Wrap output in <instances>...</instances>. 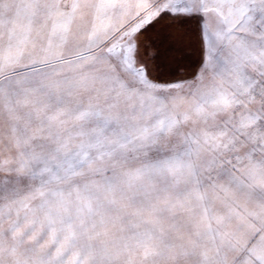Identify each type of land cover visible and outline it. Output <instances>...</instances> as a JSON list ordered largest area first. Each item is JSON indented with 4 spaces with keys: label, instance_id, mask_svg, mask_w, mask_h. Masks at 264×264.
<instances>
[{
    "label": "rangeland",
    "instance_id": "obj_1",
    "mask_svg": "<svg viewBox=\"0 0 264 264\" xmlns=\"http://www.w3.org/2000/svg\"><path fill=\"white\" fill-rule=\"evenodd\" d=\"M198 1L102 42L120 0H0L99 42L36 67L0 38V264H264V0Z\"/></svg>",
    "mask_w": 264,
    "mask_h": 264
},
{
    "label": "crops",
    "instance_id": "obj_2",
    "mask_svg": "<svg viewBox=\"0 0 264 264\" xmlns=\"http://www.w3.org/2000/svg\"><path fill=\"white\" fill-rule=\"evenodd\" d=\"M156 1L157 0H133L129 5L132 7H128L126 5V0H120V6L124 9L123 15H121V13H119V16L114 14L116 17H113L112 21L108 18L104 22V38L102 42L109 41L111 31L113 32L123 27L131 20V16L133 18L135 17L134 14H141V11L152 7ZM207 2V0H199L197 3L198 7ZM59 5L60 4L30 5L28 7L13 4L7 5V9L1 11L3 14L0 15V18H2L0 19V38L3 36L6 39L5 48L9 50V53L13 54L14 59L16 58L19 60V63L21 62L24 64L23 66L28 64L39 67L40 64H37L38 62H43L44 60L45 62H47L46 60L53 62L57 59L58 54H66V56H71L72 58L75 57V55H79V53L88 55L91 53L94 55L96 48L93 47V44L99 43L98 40H96L94 31L92 30L89 33H84L80 29H78V32L75 29L71 30L68 27L70 22L69 19L63 18V10L56 9ZM104 13H106V15L109 13L111 14V11L106 8ZM188 16L191 17L192 15H187L185 17ZM199 26L201 28V25ZM4 45L5 43L2 44V46ZM2 50L3 48L0 49L1 52ZM66 58L67 57H65V59ZM20 73L21 71L16 74L18 75L17 80L24 76L21 75L19 77ZM40 82L41 80L37 77L29 81L31 84L30 86L34 87L35 92L34 103L29 105L31 107H41L45 105L46 99L42 95V92L45 90ZM18 86L19 88L16 91L20 93H18V101L21 102V98L23 97L21 89L23 85ZM3 90L4 89H2V91ZM7 90L9 91L8 93H11L9 88H7ZM67 90L71 91L70 88H67ZM9 97H14V95L11 93ZM19 106L23 107L24 105L19 104Z\"/></svg>",
    "mask_w": 264,
    "mask_h": 264
},
{
    "label": "bare ground",
    "instance_id": "obj_3",
    "mask_svg": "<svg viewBox=\"0 0 264 264\" xmlns=\"http://www.w3.org/2000/svg\"><path fill=\"white\" fill-rule=\"evenodd\" d=\"M171 58V57H170ZM172 59V58H171Z\"/></svg>",
    "mask_w": 264,
    "mask_h": 264
}]
</instances>
